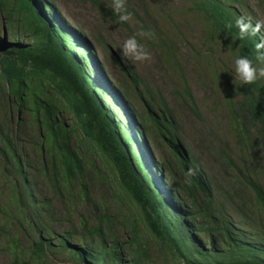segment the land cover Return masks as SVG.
Here are the masks:
<instances>
[{
  "label": "trees",
  "instance_id": "16d2710c",
  "mask_svg": "<svg viewBox=\"0 0 264 264\" xmlns=\"http://www.w3.org/2000/svg\"><path fill=\"white\" fill-rule=\"evenodd\" d=\"M194 7L203 14L211 32L222 36L233 49L235 58L247 56L257 67L260 62L264 63L256 60L255 44L262 40L260 34L238 39L235 27L238 16L224 0H197ZM0 13L12 36L8 42L0 39V92L7 105L11 101L17 104L18 115L23 111L33 114L39 153L46 158L45 165L48 163L43 174L53 184L55 199L93 207L92 185L101 177L100 165L83 147L88 146L107 159L120 194L138 207L145 229L172 251L179 264H264V229L260 227L259 232L250 235L251 225L242 222L244 228H249L244 231L226 220L216 205L218 195L242 221L251 222L255 212L264 218L261 185L264 154L257 148L264 143V83L261 79L251 85L240 81L241 100L229 108L227 114L234 142L240 151L245 150V157L236 160L229 148L222 147L208 152L222 173V182L229 185V191L199 170L192 153L186 151L178 139L172 114L163 101L161 110L157 111L148 92L139 91L141 81L128 62L114 57L126 83H110L82 32L74 30L45 0H0ZM110 15L114 17L113 13ZM228 24L232 25L231 29L227 28ZM19 32L29 43L19 40ZM88 68L93 70L94 77ZM184 92L191 112L198 117L190 90L186 87ZM133 97L140 102L144 113L136 109ZM64 112L71 114L74 126L65 124ZM17 125H21L20 116ZM151 131L166 142L181 169L184 185L168 181L165 167L152 158L148 148ZM77 132L80 134L79 140L76 138L78 148L72 144ZM0 141L4 144L0 155L6 164L13 163L12 170L17 174L13 184L21 188L17 199L23 205L32 197V183L23 160L1 127ZM188 169H195L196 174L187 177ZM245 190L251 194L249 201L242 198L241 192ZM41 204H45L44 201ZM103 217L107 219L106 215ZM103 217L97 228L91 227L88 231V223H83L82 228L89 235L100 237L106 251L95 254L76 249L77 261L105 264L108 256L117 264H144L149 258L148 251L135 223L131 225L128 242L134 249L129 252V261H124L118 243L113 240L106 243ZM198 232L206 235L209 250L199 242ZM67 236L58 238L63 247H66ZM43 237L41 233L38 235L29 253L35 264L42 261L46 248L52 247V240ZM13 258L12 264L30 263H19L17 257Z\"/></svg>",
  "mask_w": 264,
  "mask_h": 264
},
{
  "label": "rangeland",
  "instance_id": "374dc122",
  "mask_svg": "<svg viewBox=\"0 0 264 264\" xmlns=\"http://www.w3.org/2000/svg\"><path fill=\"white\" fill-rule=\"evenodd\" d=\"M45 1L74 30L82 32L94 49V58L101 64L110 83H126L122 72L114 63V57L133 67L141 81L139 91L148 92L157 111L161 110L163 101L175 120L180 143L186 151L192 153L199 170L208 173L209 177L230 191L229 185L222 182V173L216 167L217 164L212 162L213 157L208 156V152L214 148L215 152L216 147L229 148L236 160L247 154L235 144L227 116L229 108L236 106L241 100L238 89L240 80L234 71L233 49L225 43L222 36L211 32L203 14L194 7L197 0H127L132 18L125 25L112 10V0H96L95 3L90 0ZM224 1L235 11L236 16L251 17L253 23L264 20V0ZM141 32H151L154 35L141 36ZM17 36L22 43L28 42V38L21 36L20 32ZM132 36L144 45L150 54V60L141 63L122 59V44ZM260 37L264 40V30ZM0 39L7 42L12 40L11 29L1 13ZM258 67H264V63L260 62ZM94 75L93 72L92 77ZM261 80L264 83V78ZM186 87L190 90L198 117L191 112V104L184 92ZM2 94L0 92V127L23 160L33 191L32 197L21 205L17 199L19 192H22L21 188H16L18 185L15 187L13 184L17 177L12 170L13 163L6 164L5 158L0 155V264H12L14 256L19 263L35 264L29 253L40 233L44 239L52 240V247L46 248V253L38 264H80L75 254L76 249L95 254L106 251L101 246L100 237L89 235L82 228L83 223H88V231L91 227L97 228L103 215L107 216V219L103 217L106 222L102 223L106 243L109 244L111 240L118 243L122 260L129 261V252L132 251L131 248L134 249L128 243L134 222L148 251L149 258L144 264H179L172 251L163 247L145 229L138 207L120 194L113 181L111 166L95 149L83 146L93 155L97 165H100L101 178L92 185L91 195L95 202L93 207L80 202L70 204L55 199L51 189L53 184L43 174L48 163L45 165L47 160L39 153L38 131L33 124V114L31 111H23L18 115L17 104L11 101L7 105ZM143 98L148 99L144 94ZM133 102L136 109L144 113L140 102L134 97ZM62 115L66 125L74 126L71 114L64 112ZM19 116L21 125L18 127ZM152 132L148 140L152 158L165 167L168 181L184 185L181 169L166 142ZM76 138H80L78 132L72 137L73 146L78 148ZM0 148H4L2 141ZM146 155L144 154L145 158ZM8 159L10 160L9 157ZM261 185L264 188V181H261ZM75 189L77 192V188ZM241 195L245 201L250 200L248 190L242 191ZM42 201L45 204L42 205ZM216 205L226 220L240 228H244L242 222L251 225L252 230L248 234L254 235L255 231H260V227L264 229V218L259 213L252 214L249 220L251 222L247 223L230 210L218 195ZM244 231H249V228L245 226ZM65 235L68 236L65 240L66 247H63L58 238ZM196 236L205 250H209L206 235L198 232ZM11 242L15 244L11 245ZM104 263L117 264L108 256Z\"/></svg>",
  "mask_w": 264,
  "mask_h": 264
},
{
  "label": "clouds",
  "instance_id": "9594fccd",
  "mask_svg": "<svg viewBox=\"0 0 264 264\" xmlns=\"http://www.w3.org/2000/svg\"><path fill=\"white\" fill-rule=\"evenodd\" d=\"M112 10L118 15L119 21L125 23L131 20L132 13L127 8V0H112ZM232 25L228 24L227 28L231 29ZM235 27L238 29V39L244 40L248 37H256L264 30V20H257L253 23L251 17H245L243 15L238 16L235 20ZM141 36L151 37L154 33L141 32ZM256 60L264 61V40L255 44ZM120 54L122 59H129L134 62H145L151 59L150 54L145 49L135 36L129 37L124 40ZM234 71L236 77L243 83L251 85L258 80L264 78V67H257L253 59L247 56H239L234 60ZM257 148L261 150V154H264V143L257 145ZM195 169H188L187 177L195 175Z\"/></svg>",
  "mask_w": 264,
  "mask_h": 264
}]
</instances>
